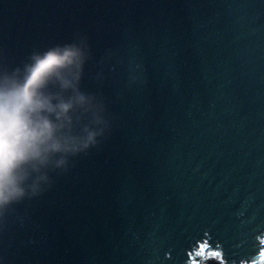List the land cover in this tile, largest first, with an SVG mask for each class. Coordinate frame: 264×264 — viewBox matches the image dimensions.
I'll use <instances>...</instances> for the list:
<instances>
[{
  "label": "water",
  "instance_id": "1",
  "mask_svg": "<svg viewBox=\"0 0 264 264\" xmlns=\"http://www.w3.org/2000/svg\"><path fill=\"white\" fill-rule=\"evenodd\" d=\"M88 38L112 131L0 218V264H264V0H0V60Z\"/></svg>",
  "mask_w": 264,
  "mask_h": 264
},
{
  "label": "clouds",
  "instance_id": "2",
  "mask_svg": "<svg viewBox=\"0 0 264 264\" xmlns=\"http://www.w3.org/2000/svg\"><path fill=\"white\" fill-rule=\"evenodd\" d=\"M92 59L80 35L34 49L18 65L0 60V218L50 191L53 174L69 173L109 137L105 96L83 87Z\"/></svg>",
  "mask_w": 264,
  "mask_h": 264
}]
</instances>
